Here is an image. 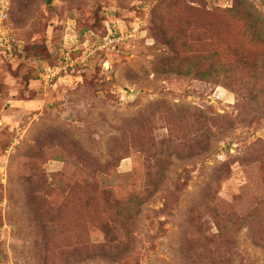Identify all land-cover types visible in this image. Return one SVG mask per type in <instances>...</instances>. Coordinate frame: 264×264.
<instances>
[{"label":"rangeland","instance_id":"1","mask_svg":"<svg viewBox=\"0 0 264 264\" xmlns=\"http://www.w3.org/2000/svg\"><path fill=\"white\" fill-rule=\"evenodd\" d=\"M2 1L0 264H264V0Z\"/></svg>","mask_w":264,"mask_h":264},{"label":"built area","instance_id":"2","mask_svg":"<svg viewBox=\"0 0 264 264\" xmlns=\"http://www.w3.org/2000/svg\"><path fill=\"white\" fill-rule=\"evenodd\" d=\"M7 5H8V3H6L5 1L1 2L2 10H0V48L4 49L5 51L10 52L12 50V47H13V41L9 37L7 29L3 24L7 18V15L5 13L7 11ZM108 35H111L110 30H108ZM115 41H116V39L110 38L109 36H107L104 45L105 46L111 45ZM54 75H55V73L52 74V77ZM47 77L49 78L50 75H47Z\"/></svg>","mask_w":264,"mask_h":264},{"label":"trees","instance_id":"3","mask_svg":"<svg viewBox=\"0 0 264 264\" xmlns=\"http://www.w3.org/2000/svg\"><path fill=\"white\" fill-rule=\"evenodd\" d=\"M249 14L251 15V17L255 23L256 22V19H255L256 16L252 12H249ZM258 37H259V40L263 42V35H262V37H260V35L258 34Z\"/></svg>","mask_w":264,"mask_h":264},{"label":"water","instance_id":"4","mask_svg":"<svg viewBox=\"0 0 264 264\" xmlns=\"http://www.w3.org/2000/svg\"><path fill=\"white\" fill-rule=\"evenodd\" d=\"M52 0H45V5H50Z\"/></svg>","mask_w":264,"mask_h":264}]
</instances>
